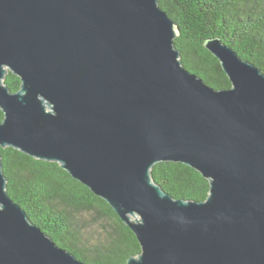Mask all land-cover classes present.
<instances>
[{
	"label": "water",
	"instance_id": "obj_1",
	"mask_svg": "<svg viewBox=\"0 0 264 264\" xmlns=\"http://www.w3.org/2000/svg\"><path fill=\"white\" fill-rule=\"evenodd\" d=\"M178 34L159 0H0V264H87L10 196L7 147L106 200L141 246L125 264H264V72L211 38L231 82L216 89ZM163 161L200 172L208 197L164 190Z\"/></svg>",
	"mask_w": 264,
	"mask_h": 264
},
{
	"label": "trees",
	"instance_id": "obj_2",
	"mask_svg": "<svg viewBox=\"0 0 264 264\" xmlns=\"http://www.w3.org/2000/svg\"><path fill=\"white\" fill-rule=\"evenodd\" d=\"M176 22L175 45L186 68L216 89L231 82L205 42L221 37L264 72V0H159ZM5 83L15 92L20 78L9 72ZM0 109V121L3 119ZM7 190L56 243L87 264H125L141 252L134 232L112 206L74 179L59 163L33 158L13 147L1 148ZM154 180L175 198L205 200L210 184L196 169L163 161Z\"/></svg>",
	"mask_w": 264,
	"mask_h": 264
}]
</instances>
